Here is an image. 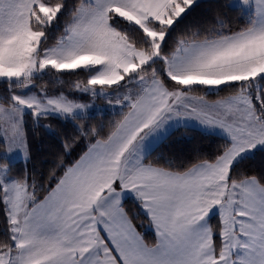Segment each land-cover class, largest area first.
<instances>
[{"label":"snow or ice","instance_id":"6c2138e0","mask_svg":"<svg viewBox=\"0 0 264 264\" xmlns=\"http://www.w3.org/2000/svg\"><path fill=\"white\" fill-rule=\"evenodd\" d=\"M0 264H264V0H0Z\"/></svg>","mask_w":264,"mask_h":264},{"label":"trees","instance_id":"16d2710c","mask_svg":"<svg viewBox=\"0 0 264 264\" xmlns=\"http://www.w3.org/2000/svg\"><path fill=\"white\" fill-rule=\"evenodd\" d=\"M34 152H35V157L36 161L39 162L43 155L47 153L48 151V144L46 141L41 140V139H36L33 144ZM21 165L23 164V160H20Z\"/></svg>","mask_w":264,"mask_h":264},{"label":"rangeland","instance_id":"374dc122","mask_svg":"<svg viewBox=\"0 0 264 264\" xmlns=\"http://www.w3.org/2000/svg\"><path fill=\"white\" fill-rule=\"evenodd\" d=\"M22 160V159H21Z\"/></svg>","mask_w":264,"mask_h":264}]
</instances>
